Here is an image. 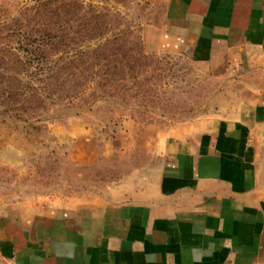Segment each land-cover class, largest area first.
<instances>
[{
  "label": "rangeland",
  "instance_id": "rangeland-1",
  "mask_svg": "<svg viewBox=\"0 0 264 264\" xmlns=\"http://www.w3.org/2000/svg\"><path fill=\"white\" fill-rule=\"evenodd\" d=\"M181 15L177 0H0V215L110 199L171 128L224 109L226 78L177 44Z\"/></svg>",
  "mask_w": 264,
  "mask_h": 264
},
{
  "label": "crops",
  "instance_id": "crops-1",
  "mask_svg": "<svg viewBox=\"0 0 264 264\" xmlns=\"http://www.w3.org/2000/svg\"><path fill=\"white\" fill-rule=\"evenodd\" d=\"M177 2L224 109L171 128L110 199L1 214L0 264H264V0Z\"/></svg>",
  "mask_w": 264,
  "mask_h": 264
}]
</instances>
